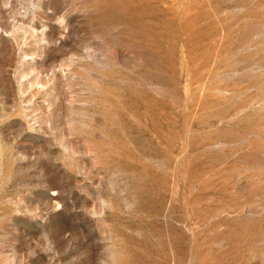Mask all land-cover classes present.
<instances>
[{"label": "rangeland", "instance_id": "obj_1", "mask_svg": "<svg viewBox=\"0 0 264 264\" xmlns=\"http://www.w3.org/2000/svg\"><path fill=\"white\" fill-rule=\"evenodd\" d=\"M0 264H264V0H0Z\"/></svg>", "mask_w": 264, "mask_h": 264}]
</instances>
